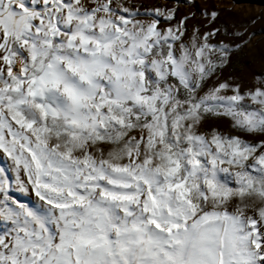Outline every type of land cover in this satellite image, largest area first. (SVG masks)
<instances>
[{
    "label": "snow or ice",
    "instance_id": "snow-or-ice-1",
    "mask_svg": "<svg viewBox=\"0 0 264 264\" xmlns=\"http://www.w3.org/2000/svg\"><path fill=\"white\" fill-rule=\"evenodd\" d=\"M181 4L0 0V264H264V69Z\"/></svg>",
    "mask_w": 264,
    "mask_h": 264
},
{
    "label": "rangeland",
    "instance_id": "rangeland-1",
    "mask_svg": "<svg viewBox=\"0 0 264 264\" xmlns=\"http://www.w3.org/2000/svg\"><path fill=\"white\" fill-rule=\"evenodd\" d=\"M145 2L155 3L157 0H145ZM194 4V8L181 4V13L189 10L198 12L205 6L215 8L218 11V17L214 24L221 28V36L224 35L225 28L233 30L245 27L252 33L243 52L234 58L232 65L223 73L225 76L234 75L246 82L251 81L254 74L264 69V0H194ZM220 123L221 126L227 127L224 122ZM17 195L25 199L22 195Z\"/></svg>",
    "mask_w": 264,
    "mask_h": 264
}]
</instances>
